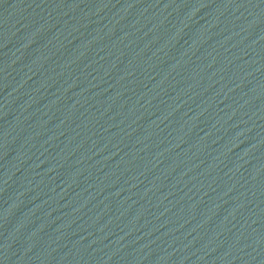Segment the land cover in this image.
Here are the masks:
<instances>
[{
	"label": "water",
	"instance_id": "water-1",
	"mask_svg": "<svg viewBox=\"0 0 264 264\" xmlns=\"http://www.w3.org/2000/svg\"><path fill=\"white\" fill-rule=\"evenodd\" d=\"M143 264H264V12Z\"/></svg>",
	"mask_w": 264,
	"mask_h": 264
}]
</instances>
